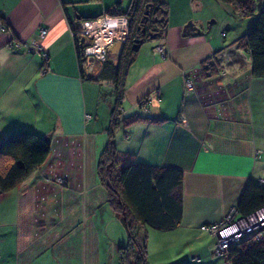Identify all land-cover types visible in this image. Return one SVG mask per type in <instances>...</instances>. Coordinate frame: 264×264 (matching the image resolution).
Here are the masks:
<instances>
[{
	"label": "crops",
	"instance_id": "obj_1",
	"mask_svg": "<svg viewBox=\"0 0 264 264\" xmlns=\"http://www.w3.org/2000/svg\"><path fill=\"white\" fill-rule=\"evenodd\" d=\"M117 1L129 2L0 0V21L7 25L0 30V139L32 131L49 137L50 147L41 166L0 192L2 264L118 263L116 250L125 236L96 176L112 84L106 81L108 95L101 97L95 87L100 63L84 62L81 77L67 21L97 16ZM217 2L226 10L218 36L203 29L182 34L187 15H179V29L167 33V27L164 38L156 39L164 55L155 45L144 47L145 41L123 81L121 115L141 119L115 129L116 150L129 161L183 172L181 221L171 231H146L152 247L146 260L228 264L214 254V236L200 226L236 205L248 181L264 188V78L250 74L247 51L234 43L252 17H232L231 8ZM33 40L41 47L37 53L27 51ZM206 59L212 75L207 64L202 73ZM185 70L196 75L191 90L183 86ZM116 243L112 262L110 244Z\"/></svg>",
	"mask_w": 264,
	"mask_h": 264
},
{
	"label": "trees",
	"instance_id": "obj_2",
	"mask_svg": "<svg viewBox=\"0 0 264 264\" xmlns=\"http://www.w3.org/2000/svg\"><path fill=\"white\" fill-rule=\"evenodd\" d=\"M231 8V16L252 17L247 32L234 43L247 51L250 74L264 78V4L262 0H219ZM150 3L148 7L145 4ZM120 1L105 10L112 16H126L128 33L124 48L115 57L109 52L96 80L110 81L112 101L109 107L107 141L97 159L96 176L106 190V200L113 214L119 219L126 232V243L117 247V264H148L146 260V228L166 232L175 229L182 216V201L178 193L183 172L173 166L152 165L141 161H128L127 153H119L113 143V133L119 125H127L141 117L137 114L121 115L123 81L136 51L130 50L135 37L145 32L159 33L164 38L168 26V3L166 0H129L127 8L121 9ZM149 9L147 18L141 20L144 10ZM101 14L92 18L98 17ZM2 17L0 16V19ZM83 18V17H82ZM69 29L77 28V20L67 17ZM2 30L7 25L0 21ZM77 63L82 77V49L79 38L72 34ZM205 64L208 75L214 73L210 59ZM210 63V64H209ZM206 74V72H205ZM103 93L100 94L103 97ZM49 137L32 131L14 132L0 139V192H7L21 183L49 154ZM238 212L245 215L264 206V188L260 183L248 181L236 203ZM242 239L231 245L223 256L228 264H264V240ZM214 245V243H213ZM0 264H2L0 260Z\"/></svg>",
	"mask_w": 264,
	"mask_h": 264
},
{
	"label": "built area",
	"instance_id": "obj_3",
	"mask_svg": "<svg viewBox=\"0 0 264 264\" xmlns=\"http://www.w3.org/2000/svg\"><path fill=\"white\" fill-rule=\"evenodd\" d=\"M112 23H115L116 27ZM2 28L0 24V30ZM79 31L84 43V47L82 48L83 61L92 64L102 63L108 53L107 48L112 45L113 41H123L127 37L128 20L124 15L112 16L101 14L98 17L86 18L80 21ZM45 33V28H41L40 35H44ZM221 35H224V33H221ZM16 46L18 44L14 45V47ZM40 50L41 47L38 42L33 40L29 43L28 52L37 53ZM42 55L44 58L46 57L44 53ZM185 80L187 87H190L191 83L188 78ZM262 228H264V206L241 215L236 205L229 207L216 221L200 226V230L214 236L213 252L218 256L225 255L231 245L242 239H252L253 235L256 236V233L258 235Z\"/></svg>",
	"mask_w": 264,
	"mask_h": 264
},
{
	"label": "rangeland",
	"instance_id": "obj_4",
	"mask_svg": "<svg viewBox=\"0 0 264 264\" xmlns=\"http://www.w3.org/2000/svg\"><path fill=\"white\" fill-rule=\"evenodd\" d=\"M166 1L168 3V7H169V13H168V15H169V24L167 26L168 27L167 33L173 31L176 27H178L177 22H178L179 15H187V19H186L185 22L190 20L196 26H200L202 24L201 28L204 30V32H207V33L210 32V33H212L214 35L217 32V36H218L220 34V31L224 30L223 24H220V20L225 17L226 10L223 8V6L219 2H217V0H216V2L214 0H166ZM127 5H128L127 1L122 2L121 9L125 10L127 8ZM102 14H107V13L104 12ZM107 15H109V14H107ZM206 15H208V16H206ZM83 19H86V18L83 17V18H78L77 19V21H78L77 22V28L75 29L74 32H72L73 35L76 34L78 36L79 42H80V38L82 37V36H80L81 34H80V31H79V22L82 21ZM183 24L180 25L181 33H182ZM178 29H179V27H178ZM221 33H224V32H221ZM224 35H225V33H224ZM224 35H221V36H224ZM41 36H43V35H41ZM186 36H193V35H186ZM125 41H126V38L122 41L124 43V45H125ZM145 41H147V42H145ZM145 41H144L145 45H144V42H143L144 47H151V49H152L157 40L153 39V40H145ZM80 44H81V46L83 48L84 47L83 41ZM154 48L162 56L164 55L163 48H162V46L160 44H156ZM181 75H182V78H183V86H184V88L187 89V90L193 89V87L195 85V80H194L195 78L194 77L196 76L193 73V71H186L185 70V71L181 72ZM187 78H188V80L191 83L190 87H187V85H186V80L185 79H187ZM96 82L97 83H96L95 87H97L99 89V91H102V93L104 94L103 98H105L106 95H108L106 87H105L107 82L106 81H100V80H98ZM141 162H143V161H141ZM152 165H154V164H152ZM61 182H62V180L58 178L57 179V183L59 184ZM111 216H112V214H111ZM115 221H116V224L119 226L118 229H120L121 233L125 236V241L122 243V244H125L126 243V232L124 230V227L122 226V224H121V222L119 221L118 218ZM147 230H149L150 233H153V231L157 232L156 230H154L152 228H146L145 232ZM263 231H264V228H262L259 231L258 235H257V233H256V236L253 235L254 238L253 237H252V239L251 238L250 239L247 238L246 240H249V241L261 240L262 236H263ZM157 233H164V232H157ZM147 241H148V233H146V239H145V251H146V253L148 252V250H150V251L152 250V247L147 245ZM149 241H150V239H149ZM167 242L168 241H166V243ZM108 244L106 246H109ZM117 244H119V243H116L115 245L110 244L111 245V251H112V254L110 256H111V261L112 262L114 261L113 251H114L115 247L117 246ZM154 255H156V254H154ZM160 259H163V258H160ZM148 260H147L148 264H168L167 260H166V262L164 261L162 263H158V258H155V257H150ZM183 264H186V263H183Z\"/></svg>",
	"mask_w": 264,
	"mask_h": 264
},
{
	"label": "water",
	"instance_id": "obj_5",
	"mask_svg": "<svg viewBox=\"0 0 264 264\" xmlns=\"http://www.w3.org/2000/svg\"><path fill=\"white\" fill-rule=\"evenodd\" d=\"M150 3L145 4V7H148ZM147 12L144 10V15L142 16L141 20H145L147 18ZM141 35H145L146 37H135L132 40V44L130 45V50L131 51H137L140 47V45L145 41V40H153L159 38V33L158 32H153V31H147L145 32V29L142 27L140 30ZM182 33L185 35H198L202 33V28L196 26L192 21H187L183 24L182 26ZM83 37L80 38V43H82ZM79 48L81 49L82 46L81 44L79 45ZM124 48V43L119 40H114L112 45H110L107 48V51L115 56L116 58L119 57L121 54L122 50Z\"/></svg>",
	"mask_w": 264,
	"mask_h": 264
},
{
	"label": "bare ground",
	"instance_id": "obj_6",
	"mask_svg": "<svg viewBox=\"0 0 264 264\" xmlns=\"http://www.w3.org/2000/svg\"><path fill=\"white\" fill-rule=\"evenodd\" d=\"M109 24H111V23H109ZM109 24H107V25H109ZM112 24H114V26L116 27V24L115 23H112Z\"/></svg>",
	"mask_w": 264,
	"mask_h": 264
},
{
	"label": "flooded vegetation",
	"instance_id": "obj_7",
	"mask_svg": "<svg viewBox=\"0 0 264 264\" xmlns=\"http://www.w3.org/2000/svg\"><path fill=\"white\" fill-rule=\"evenodd\" d=\"M148 10H149V9H146L145 11L148 13ZM143 28H145V27H143Z\"/></svg>",
	"mask_w": 264,
	"mask_h": 264
}]
</instances>
